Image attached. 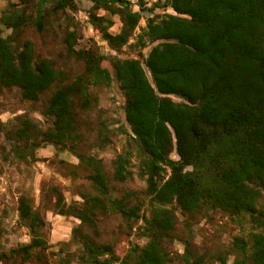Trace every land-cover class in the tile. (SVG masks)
I'll use <instances>...</instances> for the list:
<instances>
[{
	"label": "trees",
	"instance_id": "1",
	"mask_svg": "<svg viewBox=\"0 0 264 264\" xmlns=\"http://www.w3.org/2000/svg\"><path fill=\"white\" fill-rule=\"evenodd\" d=\"M63 1L61 7L73 0ZM87 1L105 10L111 9L108 2L143 3ZM164 7L176 15L149 19L138 35L139 43L160 41L143 64L113 61L115 79L125 97V122L141 156L139 173L150 207L142 228L147 243L123 259L115 256L110 245L95 239L102 217L130 220L143 207L135 191L120 188L130 176V154L119 155L110 174L101 159L88 154L89 139L81 131V115L90 105L87 87L106 78L107 72L99 68L92 53L73 50L71 33L64 43L84 63L80 76L69 81L70 74L51 60H35L32 43L19 40L26 22L23 15L9 26L11 36L0 37V91L17 87L24 99L33 102L48 94L42 109L52 129L41 134L42 142L67 148L93 172L90 180L103 198L68 207L60 197L56 199L59 215L80 221L73 236L92 264H175L165 241L175 239L176 210L186 223L203 215H208V221L222 215L241 223L248 216L260 232L250 233V240L233 239V264H264V210L259 205L264 192V0H169ZM137 22L138 15L127 11L120 33L111 35L105 26L102 36L118 51L128 43ZM37 25L41 27L42 22ZM171 96L181 101L174 102ZM19 122L7 135L38 145L36 126L24 118ZM173 152L176 160L170 157ZM110 192L123 196L105 203ZM18 212L33 234L32 241L0 251V264H28L32 259L41 263L47 245L37 230L43 222L21 200ZM181 242L185 251L178 257L185 264H226L221 251L204 253L193 249L187 239Z\"/></svg>",
	"mask_w": 264,
	"mask_h": 264
},
{
	"label": "rangeland",
	"instance_id": "2",
	"mask_svg": "<svg viewBox=\"0 0 264 264\" xmlns=\"http://www.w3.org/2000/svg\"><path fill=\"white\" fill-rule=\"evenodd\" d=\"M167 1L143 0L142 6L137 1L129 5L108 2L106 5L111 6V9L105 10L103 6H96L87 0L67 1L64 7H61L63 0H0L1 38L11 36L9 26L24 15L26 22L19 40L32 43L35 60H51L57 69L70 74L69 81L80 76L85 69L84 63L78 61L64 43L66 35L71 33L74 37L73 50L92 53L99 68L107 72L106 78L92 82L87 87L91 95L90 105L88 111L81 115V131L89 139L86 148L88 154L101 159L110 174L113 173L117 157L124 153L130 154L127 163L130 176L119 187L135 191L143 207L137 217L130 220L116 215L102 217L96 239L93 233L90 234L95 242L110 245L119 260L129 255L133 248L143 247L147 243L142 228L144 219L149 218L150 207L143 193L145 180L139 173L141 156L125 122V97L115 79L113 61L139 60L143 64L150 49L160 41L144 39L143 43H139L138 35L149 19L158 21L166 14L176 15L172 9L164 7ZM127 11L137 14L138 22L128 43L115 51L103 38L102 30L109 26V34H119ZM38 21L42 22L41 27L37 25ZM47 96L33 102L24 99L17 87L0 91V251L6 252L32 241L30 228L19 220L21 200L43 222L37 231L47 245L41 263L32 259L28 264H92L83 256L80 241L73 236L80 221L72 215H59L56 199L60 197L61 204L68 207L82 206L86 199L103 196L90 180L93 174L91 169L80 164L67 148L42 142L41 134L52 129L51 119L44 115L42 109ZM170 98L174 102L181 101L175 96ZM20 118L36 126L39 135L35 142L38 145L7 135L8 130L19 127ZM85 120L87 125L84 124ZM170 157L177 159L175 152ZM108 196L104 199L105 203L110 198L121 199L123 194L110 192ZM259 205L264 210V192ZM185 220L186 217L176 210L175 239L165 241L176 258L175 264H185L178 257L185 251L181 242L184 239L192 242L193 249L198 251L209 254L215 250L223 252L225 263L233 264L236 252L233 239L244 237L250 240V233L260 232L249 222L248 216H244L241 223L237 218L222 215L213 216L211 221H208V215L187 223ZM186 225H189V231Z\"/></svg>",
	"mask_w": 264,
	"mask_h": 264
}]
</instances>
